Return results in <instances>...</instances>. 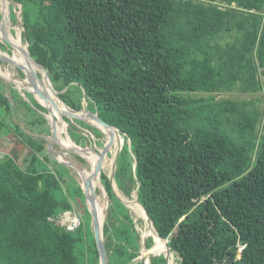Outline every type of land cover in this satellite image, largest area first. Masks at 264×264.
Masks as SVG:
<instances>
[{
    "label": "trees",
    "instance_id": "obj_1",
    "mask_svg": "<svg viewBox=\"0 0 264 264\" xmlns=\"http://www.w3.org/2000/svg\"><path fill=\"white\" fill-rule=\"evenodd\" d=\"M10 1L22 7L32 59L70 111L97 113L129 141L116 184L137 190L179 264H264V0ZM234 91L253 96L216 100ZM21 92L0 76V140L8 144L0 150V264H100L87 207L92 166L52 143L48 109ZM65 119L73 142L101 158V130ZM100 185L107 263L144 264L141 233L105 171ZM78 200L92 221L85 226L76 211L82 223L68 231L56 219ZM157 255L151 264H167Z\"/></svg>",
    "mask_w": 264,
    "mask_h": 264
},
{
    "label": "water",
    "instance_id": "obj_2",
    "mask_svg": "<svg viewBox=\"0 0 264 264\" xmlns=\"http://www.w3.org/2000/svg\"><path fill=\"white\" fill-rule=\"evenodd\" d=\"M8 2V11L6 12L7 14V25L10 26L7 30L8 32V37L3 36L2 39L5 43H7L10 46V49L16 50L17 49V44H16V36L14 35L13 32V27L10 25L11 24V4L12 1L10 0H4ZM20 12H22V7H20ZM17 19L18 21L23 25L24 30H25V26L24 23L22 21V19L17 15ZM18 41V40H17ZM20 42H21V38H20ZM22 44V43H21ZM28 42L25 44V46L22 45V50L25 54L26 57H28L36 66H38L40 68V70L38 68L34 69L33 67H21L19 64H16L13 60V51L12 54H9L8 52H5L3 50L0 49V57L5 60L6 62L15 64L19 69L22 70V72L24 73V75L29 79L28 83L36 90H38V92L40 93V96H42L44 103H41L45 108L48 109L49 113L46 115V118L48 119V121L51 123V131L53 134L52 137V143H54L56 140H58L61 145L70 153L76 154V155H80L83 158H85L91 165H92V169L94 171V176L91 182H89L87 184V207L89 209V212L91 213L92 217L98 222V227H97V231H96V236H97V244H98V248H99V253H100V264H108L107 263V259L105 256V252H104V245H103V241H104V228H105V224H106V210H107V205H105V207H101L99 205V203L96 201L95 199V194H96V190L97 188L100 187V176L103 169L102 166V157L99 158L92 150L88 149V148H83L80 147L79 145L75 144L73 142V140L71 139V136L69 134V123L66 121V117H71L74 119H79V120H83L87 123H90L92 125H94L95 127H98L99 129H101L99 127V125L90 122L89 120L85 119L82 115L77 114V113H70L68 116L64 115L60 103L58 102V104L56 103L57 100L55 98H52L48 95V88L51 87V89H53L54 93H56L58 99H60V101L67 107H69L66 103H64L62 101V99L60 98L58 92L54 89V86L48 76V74L46 73V71L38 64L36 63L31 55L30 52L28 50ZM6 58V59H5ZM38 70L41 73V76L38 73ZM0 76L3 77L4 79H7L9 81H11L12 83H14L21 91L22 90H28L27 87L23 86L21 84V82H17V79L14 75L12 76H5L4 73H0ZM47 78V79H46ZM49 85V87L47 86V84ZM31 91L35 96V92L32 90ZM22 93V92H21ZM26 98L27 96L25 94H23ZM56 105V107H54V105ZM70 108V107H69ZM73 110V109H72ZM76 111V110H73ZM81 112V111H80ZM98 117V114L95 113ZM99 118V117H98ZM100 120V119H99ZM101 121V120H100ZM102 122V121H101ZM103 123V122H102ZM105 124V123H104ZM108 127H111L113 129H116L112 126H109L107 124H105ZM67 126V127H66ZM118 130V129H116ZM120 131V130H118ZM122 148L119 149V151L116 153L115 156V167H114V172H116V164H117V159L118 156L121 152ZM105 153H107V147L104 150ZM110 177V181L111 184L113 185V191L114 193L121 199L123 200L118 193L116 192V190L114 189V185L116 184L115 181V173L108 175ZM107 198V196H106ZM139 202V201H138ZM140 203V202H139ZM141 204V203H140ZM141 206L143 207V205L141 204ZM143 209L145 210V208L143 207ZM147 213V212H146ZM148 215V214H147ZM150 221L149 223L151 225L154 226L152 219L150 218V216L148 215ZM155 227V226H154ZM156 230V228H155ZM156 233L158 234L157 230ZM158 236L162 239L166 241V245L168 247V249L170 250V246H169V241L166 239H163L159 234ZM143 239V247L141 248V259L144 261V264H150V261L147 259V254L146 256L145 254V250H147V238L145 236L142 237ZM165 257L167 258V255L165 254ZM148 260V262H147ZM168 260V258H167ZM168 264V262H167Z\"/></svg>",
    "mask_w": 264,
    "mask_h": 264
},
{
    "label": "rangeland",
    "instance_id": "obj_3",
    "mask_svg": "<svg viewBox=\"0 0 264 264\" xmlns=\"http://www.w3.org/2000/svg\"><path fill=\"white\" fill-rule=\"evenodd\" d=\"M5 1L3 0L2 1V6H4V4L6 5V3H4ZM13 4V5H12ZM12 6L14 7V10L16 11V13H17V15L22 19V12H20V7H21V5H18V4H14L13 2H12ZM226 5H221V7H225ZM4 8L5 7H3V9L1 8V5H0V22H1V20L3 19V17H4V15H3V10H4ZM11 8V7H10ZM14 11V12H15ZM12 27H13V30H14V35L16 36V39L17 40H19L20 41V38H21V45H23V46H25V43L23 42V39H22V34H23V32H24V27H23V25L18 21V23L15 25V24H13L12 22H11V24H10ZM0 27H1V23H0ZM2 30L4 31V34L6 33V31L5 30H8L7 28H9V26L6 24L5 26L3 25L2 27ZM2 37H3V34L0 32V47H3V46H5V45H7V46H9L7 43H5L4 41H3V39H2ZM5 48H6V46H5ZM9 48V47H8ZM10 50V49H9ZM12 51H13V49H11V54H12ZM13 53H14V51H13ZM17 54H18V52H17ZM15 55L14 56V54H13V60H14V62L16 63V64H19L21 67H22V65H21V63H19L20 62V60H19V57H18V55ZM0 59L1 60H3L1 57H0ZM6 59V58H5ZM29 59V58H28ZM30 61V60H29ZM9 65L5 68V70L3 69L4 67H1L2 69H3V71L1 70V68H0V72L1 73H4V75L5 76H12V75H14V76H16L18 79H17V82H21V84L23 85V86H25V87H27L28 88V91L29 90H31L32 88H31V85L27 82V81H29V79H27V77L25 76V77H22L20 74H19V72H18V69H19V66H18V68H17V66L15 65V64H12V63H9V62H7ZM32 65V64H31ZM33 66V65H32ZM34 68V67H33ZM39 71V70H38ZM3 78V77H2ZM46 84H47V82H46ZM47 86L49 87V85L47 84ZM17 87V86H16ZM31 88V89H30ZM17 89H18V91L20 92V89L17 87ZM26 92V91H25ZM22 94H24L23 92H22ZM55 95H50V97H52V98H55L56 100H57V104H58V102L60 103V101L57 99V95H56V93H54ZM263 93H259V96H261ZM192 95L193 96H201V95H204V96H208L209 94H206V93H201V92H197V93H192ZM253 95H248L247 93L246 94H242L241 92H236V91H234V92H231V93H229V92H224V93H220V94H217L216 95V100L217 101H219V100H221V99H227V98H230V99H235V100H237V99H239L240 97H245V98H249V97H252ZM263 96H264V94H263ZM35 97V96H34ZM26 98V97H25ZM24 98V99H25ZM28 98H30V97H28ZM26 100V99H25ZM35 100V99H34ZM36 101V100H35ZM60 105H61V103H60ZM86 105H87V102H84V109L86 108L88 111H89V109L91 108L92 110H94L91 106H90V108L88 109V107H86ZM83 109V110H84ZM75 112H80V111H75ZM89 112H91V111H89ZM47 115V114H46ZM4 117H5V119L7 120V122L10 124V125H12V121H11V119L9 118V116L8 115H4ZM68 119H70V120H73L77 125H80V126H82L80 123H79V121L78 120H76V119H74V118H71V117H67ZM76 120V121H75ZM51 123L49 124V127H50V130H51ZM79 126V127H80ZM67 127V126H66ZM69 128V127H68ZM86 128V127H85ZM98 128V127H97ZM99 129V128H98ZM84 130H86V129H84ZM105 130V129H104ZM87 132V131H86ZM102 132V134H103V136H102V138H101V141L103 142H105V148L107 147V153H105L104 152V154H103V157H102V166H103V169H104V171L108 174V175H111L112 173L114 174L115 172H114V167H115V156H116V153L119 151V148L121 149V148H123V146H124V144L126 143L128 146H129V141L127 140V138L124 136V135H122V133L120 132V134H121V138H123V139H121V138H118V139H120L123 143H122V145H120V147H119V141L116 139V137H114V136H111L110 134H108V139H107V136L103 133V131H101ZM77 134H79V133H75V135H73L74 136V138L76 139V138H79V135H77ZM119 136V135H118ZM51 137H53V134H52V131H51ZM92 137H94V136H92ZM2 139L0 140V150H2V151H5L6 150V147H7V141H6V139H7V137H1ZM83 140V139H82ZM81 140V142H83ZM108 141L110 142V144H112L110 147H109V149H108ZM61 160L62 161H68L69 163H71V161H72V158L70 157V155H68L66 152H62L61 151ZM67 166H70L71 167V165H67ZM99 188H101V185H100V187ZM118 188V189H117ZM114 189L116 190V192L118 193V195L123 199L122 201L126 204V202H125V200L124 199H127V197H131L132 195H133V193L135 192V191H137V190H133L132 192H131V194L130 195H128V194H126L123 190H121L117 185H114ZM118 190V191H117ZM125 196V197H124ZM205 199V198H204ZM99 205L103 208V207H105V205H106V203H105V205H101L100 203H99ZM127 205V204H126ZM75 211H79V213L81 212V213H84L82 216H83V221H84V224H85V226H89L90 225V223H91V219H90V217L86 214V211H85V208H84V205H83V203L80 201V200H78L77 201V207L74 205V208L71 210V211H68V212H65V213H63L61 216H60V219H62V220H65V221H68L69 219H70V217L71 216H74L75 215ZM129 212L131 213V216L133 217V219H134V221H135V224H136V226H137V229L139 230V232L141 233V237H143V236H145L146 238H147V240H148V238H151L152 239V241H153V244L151 245V247L150 248H148L147 250H145V256H146V253L148 252V260L150 261V264H151V257H154L153 255H155V256H160V255H157V253L159 252V248H155V246H154V238L152 237V231H153V228H152V225L149 223V221H147V220H144V218H139V217H137V215L129 208ZM93 218V217H92ZM98 223V222H97ZM65 224V223H64ZM64 226H66V225H64ZM146 234V235H144V234ZM141 244H142V247H143V239L141 240ZM170 252H171V254H173L174 255V261H175V264H179V256L175 253V252H172L171 250H170ZM170 254H169V258H170ZM148 260H147V262H148ZM170 261V260H169Z\"/></svg>",
    "mask_w": 264,
    "mask_h": 264
},
{
    "label": "bare ground",
    "instance_id": "obj_4",
    "mask_svg": "<svg viewBox=\"0 0 264 264\" xmlns=\"http://www.w3.org/2000/svg\"><path fill=\"white\" fill-rule=\"evenodd\" d=\"M2 1L3 0H0V5H1V8L3 9V7H5L4 8V10H3V15H4V17H3V19L1 20V27L4 25H6L7 24V14H6V12L8 11V2L7 1H5L4 3H6V5L4 4V6H2ZM0 27V32L3 34V36H5V37H8V32H7V30H5L6 31V33L4 34V31L2 30V28ZM10 27V26H9ZM8 29V28H7ZM16 41V44H17V49L16 50H14V56L17 54V52H18V57H19V60H20V62L19 63H21V65H22V67H34V69H36L38 66H36L30 59H28V57H26L25 56V54H24V52H23V50H22V45H21V42L18 40H15ZM30 60V61H29ZM33 66H32V65ZM39 68V67H38ZM28 79V78H27ZM47 79V78H46ZM28 82V81H27ZM31 88L33 89V91L35 92V94H36V97L38 98V100L40 101V103H44V104H46L45 102H44V100H43V98H42V96H40V93L38 92V90H36V89H34L32 86H31ZM30 88V89H31ZM31 89V90H32ZM48 95L50 96V95H55L54 94V91H53V89H51V87H49L48 88ZM57 99H58V97H57ZM59 101H60V99H58ZM60 103H61V109H62V111H63V113H64V115H69L70 113H77V114H80V115H82L85 119H87V120H89L90 122H92V123H95V124H97V125H99V127L100 128H103V129H108V130H110V131H112V132H114L116 135H119V137L121 138L122 136L119 134V133H117L116 131H114L111 127H108V126H106L104 123H102L100 120H99V118L97 117V115L95 114V113H92V112H89V113H82V111L81 112H75V111H70V108L69 107H67V106H65L61 101H60ZM54 105V107H56V105L55 104H53ZM59 105V104H58ZM95 120V121H94ZM94 121V122H93ZM102 130V129H101ZM121 139H123V138H121ZM122 143L123 142H121L120 141V143H119V147H120V145H122ZM120 149V148H119ZM118 189V188H117ZM118 191V190H117ZM136 197H137V194L135 195V192L133 193V195L131 196V197H127V206L137 215V217H139V215H138V211H139V209L137 210V206H138V208H140L144 213H145V215H146V217H145V220H147V221H150V219H149V217H148V215H147V213H146V211L143 209V207L141 206V204L138 202V199H137V201H136ZM126 202V201H125ZM137 205V206H136ZM140 218V217H139ZM152 228H153V231L155 232V234H156V237H157V239L159 240V241H161V242H163V244L162 243H159V242H156L155 240H154V246L155 247H157V246H159V251L163 254V255H167V258H168V264H175V261H174V255L173 254H171V252H170V250L168 249V247H167V245H166V241L165 240H162L159 236H158V234L156 233V230H155V227L152 225ZM144 234V233H143ZM144 235H146V234H144ZM166 245V246H165ZM163 248H165V249H163ZM169 252V253H168ZM169 254L171 255L170 256V258H169ZM170 260V261H169Z\"/></svg>",
    "mask_w": 264,
    "mask_h": 264
},
{
    "label": "built area",
    "instance_id": "obj_5",
    "mask_svg": "<svg viewBox=\"0 0 264 264\" xmlns=\"http://www.w3.org/2000/svg\"><path fill=\"white\" fill-rule=\"evenodd\" d=\"M81 223H82V219L79 213H75V215L71 216L68 221L64 220L62 222L63 225H66V228L69 231L76 230L81 225Z\"/></svg>",
    "mask_w": 264,
    "mask_h": 264
},
{
    "label": "clouds",
    "instance_id": "obj_6",
    "mask_svg": "<svg viewBox=\"0 0 264 264\" xmlns=\"http://www.w3.org/2000/svg\"><path fill=\"white\" fill-rule=\"evenodd\" d=\"M81 111H82V110H81ZM116 129H117V128H116ZM100 130H101V129H100ZM118 130H119V129H118ZM101 131H102V130H101ZM119 132H120V131H119ZM65 162H67V163L70 165V163H69L68 161H64L63 163H65ZM67 163H65V164H67ZM91 166H92V165H91ZM103 171H104V170H103ZM137 197H138V196H137ZM67 212H68V211H67ZM75 213H77V212L75 211ZM62 214H63V213H61V214L57 217L56 222L59 223V224L61 223L60 225L64 226V225L62 224V222H63L64 220L60 219V216H61ZM65 214H66V213H65ZM79 227H80V226H79ZM79 227H78V228H79ZM78 228H77V229H78ZM68 231H69V230H68Z\"/></svg>",
    "mask_w": 264,
    "mask_h": 264
},
{
    "label": "crops",
    "instance_id": "obj_7",
    "mask_svg": "<svg viewBox=\"0 0 264 264\" xmlns=\"http://www.w3.org/2000/svg\"><path fill=\"white\" fill-rule=\"evenodd\" d=\"M38 72H40V71H38ZM23 91H28V90H22V92H23ZM20 92H21V90H20ZM29 92H31V91H29ZM31 93H32V92H31ZM34 96H35V95H34ZM27 99H28V98H27ZM27 99H26V100H27ZM35 99H36V101H37L38 103H40V102L38 101V99H37L36 96H35ZM40 104H41V103H40ZM69 125H70V123H69ZM69 127H70V126H69ZM10 148H11V147L8 148V151H9ZM62 162H64V161H62ZM65 163H67V162H65ZM67 164H68V163H67ZM68 213H69V212H68ZM60 224H61V223H60Z\"/></svg>",
    "mask_w": 264,
    "mask_h": 264
}]
</instances>
